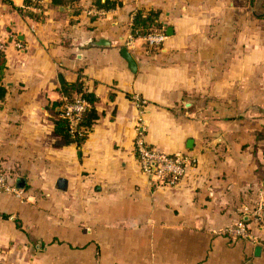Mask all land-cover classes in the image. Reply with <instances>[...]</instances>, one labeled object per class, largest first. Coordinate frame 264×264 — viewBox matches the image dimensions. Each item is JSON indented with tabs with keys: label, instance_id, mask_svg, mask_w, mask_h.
<instances>
[{
	"label": "crops",
	"instance_id": "0c3cea01",
	"mask_svg": "<svg viewBox=\"0 0 264 264\" xmlns=\"http://www.w3.org/2000/svg\"><path fill=\"white\" fill-rule=\"evenodd\" d=\"M11 1L0 166L24 197L0 191V264H264V0H118L98 16L95 0ZM137 9L160 10L171 35L133 38ZM79 79L99 115L82 146L55 133ZM139 135L185 155L175 184L144 173ZM239 221L253 238L225 233Z\"/></svg>",
	"mask_w": 264,
	"mask_h": 264
},
{
	"label": "trees",
	"instance_id": "16d2710c",
	"mask_svg": "<svg viewBox=\"0 0 264 264\" xmlns=\"http://www.w3.org/2000/svg\"><path fill=\"white\" fill-rule=\"evenodd\" d=\"M6 3L11 4V0H4ZM25 6H41L44 0H23ZM79 0H49L51 7H65L70 9H76ZM122 6V2L118 0H95L91 8L98 10H111ZM80 10H75V14H79ZM32 17H39L35 14H30ZM161 11L156 9H137L132 13L131 34L133 38L144 37L154 33L167 34L168 27L163 24L160 19ZM95 16H93L94 20ZM154 48H158L155 47ZM6 55L5 51L0 50V101H3L7 89L3 83V78L6 69ZM64 95L69 101H74L76 96H80L87 102L86 110L82 113L81 119L77 125L75 131H71L70 122L67 117L64 116L63 109L61 110L60 117L55 121V133L60 136L62 142L65 144H76L82 146L86 140L88 133L93 127L94 123L98 120L99 115L96 109V103L98 101L94 93H90L84 87L82 79L77 80L74 83L66 84L64 86ZM65 103V101H64ZM64 105V104H63ZM264 207V203H262ZM264 224V223H263Z\"/></svg>",
	"mask_w": 264,
	"mask_h": 264
},
{
	"label": "built area",
	"instance_id": "2783aa9c",
	"mask_svg": "<svg viewBox=\"0 0 264 264\" xmlns=\"http://www.w3.org/2000/svg\"><path fill=\"white\" fill-rule=\"evenodd\" d=\"M103 10L90 9L88 14L101 15ZM165 33H154L144 36L145 41L150 45H159L166 39ZM18 48H22L21 43H16ZM0 50H5V44L0 42ZM65 103L62 106L64 116L69 119L71 131H75L81 119L82 113L86 110L87 102L80 96H76L74 101H69L65 98ZM136 149L140 164L144 173L154 178L159 184H175L186 171L187 158L181 153L169 155L156 148L150 147L139 135L136 141ZM0 191L4 193L13 194L14 196L23 198L24 193L21 189L15 186L10 176L3 171L0 166ZM252 217L257 223H264V207L259 205L252 212ZM264 230V226H263ZM225 233L231 235L236 239H249L251 238L249 229L243 221L230 225L225 229Z\"/></svg>",
	"mask_w": 264,
	"mask_h": 264
},
{
	"label": "water",
	"instance_id": "95a60500",
	"mask_svg": "<svg viewBox=\"0 0 264 264\" xmlns=\"http://www.w3.org/2000/svg\"><path fill=\"white\" fill-rule=\"evenodd\" d=\"M168 35H171V29H168ZM103 42L104 41H100V42H98L96 44L97 45H103L104 44ZM122 55L128 61L131 70L136 72L137 71V64H136L135 60L133 59V57L131 56V54L129 53L127 47H123L122 48ZM64 183H65V181H63V179H61L60 182H59L60 188H63V184ZM19 186L20 187L24 186V180H20L19 181Z\"/></svg>",
	"mask_w": 264,
	"mask_h": 264
},
{
	"label": "rangeland",
	"instance_id": "374dc122",
	"mask_svg": "<svg viewBox=\"0 0 264 264\" xmlns=\"http://www.w3.org/2000/svg\"><path fill=\"white\" fill-rule=\"evenodd\" d=\"M255 222H256V221H255ZM256 223H257V222H256ZM257 225L263 229V226H264L263 223H257ZM249 232H250V231H249ZM250 236H251V238H253L251 232H250ZM251 238H249V239H251Z\"/></svg>",
	"mask_w": 264,
	"mask_h": 264
}]
</instances>
